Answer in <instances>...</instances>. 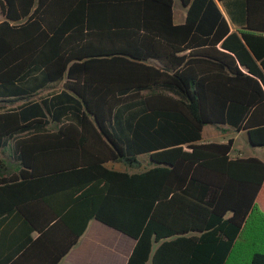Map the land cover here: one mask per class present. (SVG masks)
<instances>
[{"label": "trees", "instance_id": "1", "mask_svg": "<svg viewBox=\"0 0 264 264\" xmlns=\"http://www.w3.org/2000/svg\"><path fill=\"white\" fill-rule=\"evenodd\" d=\"M242 1L245 31L217 0H180L177 24L174 0H0V216L34 245L66 227L50 264L92 219L135 240L126 264H264V161L200 142L227 125L264 147V0Z\"/></svg>", "mask_w": 264, "mask_h": 264}, {"label": "crops", "instance_id": "2", "mask_svg": "<svg viewBox=\"0 0 264 264\" xmlns=\"http://www.w3.org/2000/svg\"><path fill=\"white\" fill-rule=\"evenodd\" d=\"M176 1L179 3V6L182 7V9L180 8V11H177L175 8ZM217 4L231 31H245V29H243L245 26V11L242 0H218ZM185 16L186 8L181 4L180 0H174L173 20L178 19V22H175L174 20V23L177 24L183 22ZM2 19L3 16L0 11V21ZM43 92L45 91H42V93ZM1 103L2 102H0V104ZM206 126L212 128V130L221 131L211 124H206L202 129L200 142H225L228 138L232 137V156H242L239 150H235V139L238 140L242 135L246 138L247 145L250 147L264 148L250 145L245 131H235L227 125L222 126L224 130L221 131V140H213L215 133H212V131H206L205 135L204 128ZM224 135L229 136L224 137ZM260 159L262 160V158ZM115 164L117 163H109V166L124 170V168L117 167ZM43 206V203H38L28 207L30 213H38L40 215H35L37 217L36 222L38 225H44L46 221ZM48 223V226H46L47 228H44L45 226H43L45 236L44 239L40 241L42 245H34L36 244L35 239L40 237V232L31 227L23 216L16 211L0 216V260L9 255L12 252V248L14 249L15 246L22 245L25 240V246L14 255L9 264H50L51 260H53L56 255V251L54 248L47 247L48 245L46 242L66 240L68 238V229L61 225L60 222L58 223L57 220L55 221L52 219L49 220ZM134 243L135 240L132 238L92 219L89 221L84 234L79 238L77 243L60 260H58L57 264H126ZM15 259L18 260L16 261Z\"/></svg>", "mask_w": 264, "mask_h": 264}, {"label": "rangeland", "instance_id": "3", "mask_svg": "<svg viewBox=\"0 0 264 264\" xmlns=\"http://www.w3.org/2000/svg\"><path fill=\"white\" fill-rule=\"evenodd\" d=\"M176 10L177 11H180V8L182 9V7L179 6V3L176 1V6H175ZM175 22H178V19H174ZM206 131H212V133H215L214 135V139L213 140H216V141H219L221 140L222 136H221V131H218V130H212V128L210 127H205L204 128V132H205V135H206ZM235 135V134H234ZM229 135H224V137H227ZM236 136V135H235ZM235 150H239V152L242 154V156H248V155H255L259 158H262V160H264V148H253V147H250L249 145H247V142H246V138L242 135L238 140L235 139ZM243 148V149H241ZM139 160L141 162V167L140 168H137V169H130V170H141L145 167H148V158L146 155H142L139 157ZM117 167H121V168H126L125 166H123L121 163H117L115 164Z\"/></svg>", "mask_w": 264, "mask_h": 264}, {"label": "water", "instance_id": "4", "mask_svg": "<svg viewBox=\"0 0 264 264\" xmlns=\"http://www.w3.org/2000/svg\"><path fill=\"white\" fill-rule=\"evenodd\" d=\"M217 1H218V0H217ZM247 138H248V141H249L250 145H252L251 142H250V140H249V136H248V134H247ZM252 146H253V145H252Z\"/></svg>", "mask_w": 264, "mask_h": 264}]
</instances>
